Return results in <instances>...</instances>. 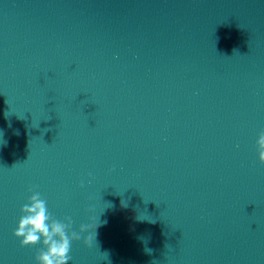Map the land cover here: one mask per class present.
<instances>
[{
	"label": "water",
	"instance_id": "1",
	"mask_svg": "<svg viewBox=\"0 0 264 264\" xmlns=\"http://www.w3.org/2000/svg\"><path fill=\"white\" fill-rule=\"evenodd\" d=\"M261 130L264 0H0V264L33 191L68 264H264Z\"/></svg>",
	"mask_w": 264,
	"mask_h": 264
},
{
	"label": "clouds",
	"instance_id": "2",
	"mask_svg": "<svg viewBox=\"0 0 264 264\" xmlns=\"http://www.w3.org/2000/svg\"><path fill=\"white\" fill-rule=\"evenodd\" d=\"M5 144L6 141L0 134V147ZM255 144L258 159L264 163V130L259 132ZM121 204L126 206L124 201H121ZM19 212L17 227L13 235L20 239L21 246L36 245L37 243L41 245L35 256L36 264H68L70 241L79 240V233L89 232L91 234L84 236L83 244L85 247H90L96 235V232L93 235L91 223L81 224L79 232L72 231L71 218L67 216L63 220L55 218L49 212L46 201L38 191L32 192L27 203L20 207ZM146 251H150V249H146Z\"/></svg>",
	"mask_w": 264,
	"mask_h": 264
}]
</instances>
